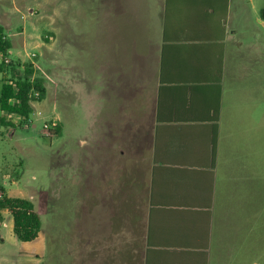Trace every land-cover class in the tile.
<instances>
[{"label": "crops", "instance_id": "crops-1", "mask_svg": "<svg viewBox=\"0 0 264 264\" xmlns=\"http://www.w3.org/2000/svg\"><path fill=\"white\" fill-rule=\"evenodd\" d=\"M255 4L94 0L93 71L75 76L88 34L66 1L64 86L87 93L81 168L98 191L106 178L118 184L116 225L97 230L112 254L131 246L121 264L136 252L141 264H262L264 9Z\"/></svg>", "mask_w": 264, "mask_h": 264}, {"label": "rangeland", "instance_id": "rangeland-1", "mask_svg": "<svg viewBox=\"0 0 264 264\" xmlns=\"http://www.w3.org/2000/svg\"><path fill=\"white\" fill-rule=\"evenodd\" d=\"M66 1L0 0V27L11 43L6 57L8 71L0 73V91L4 81L14 75L25 76L27 68L33 70V79L41 80L46 89L45 99L33 102L34 113L30 119L13 116L15 126L0 129L1 198H23L33 202L42 220L40 240L43 245L39 248V240L19 241L13 230L12 216L4 210L0 213V221H8V226L0 225V236L6 239L3 243L0 238V264H13L1 258L13 259L16 253H21L20 264H113L112 260L114 264H121L124 258L127 260L125 256L131 247L118 251L124 253V258H119L118 253H110L109 239L99 241L98 226L104 224L111 229L116 225L111 221L116 208L112 205L111 189L118 188V184L106 178L105 184L102 183L106 189L98 191L95 180L81 168L82 156L89 151L81 140L83 132L80 129L87 93L82 84H75L71 94L64 86ZM255 1L259 13L264 9V0ZM71 2L69 14L78 20L80 27L86 26L84 37L88 34V42H83L88 47L80 54L84 61L80 58L73 73L82 69L89 75L94 65V58L90 59L94 27L90 26L88 31L87 23L91 24L90 10L94 0ZM124 178L130 179V176L124 174ZM85 199L92 201L87 205ZM98 205H102L108 217L101 224L96 218ZM137 243L141 245L136 237ZM136 245L135 249L139 248ZM26 250H31L29 257L25 256ZM132 261V264H141L138 252L133 253Z\"/></svg>", "mask_w": 264, "mask_h": 264}, {"label": "trees", "instance_id": "trees-1", "mask_svg": "<svg viewBox=\"0 0 264 264\" xmlns=\"http://www.w3.org/2000/svg\"><path fill=\"white\" fill-rule=\"evenodd\" d=\"M11 50V43L0 27V73L8 71L6 57ZM46 89L39 79H33V70L26 69L25 76L4 81L0 91V129L14 127L13 116L23 120L30 119L34 113L33 102L45 99ZM7 210L14 223L17 239L24 243L35 241L42 228V220L33 202L23 198H1L0 211ZM0 220L2 216L0 214Z\"/></svg>", "mask_w": 264, "mask_h": 264}, {"label": "built area", "instance_id": "built-area-1", "mask_svg": "<svg viewBox=\"0 0 264 264\" xmlns=\"http://www.w3.org/2000/svg\"><path fill=\"white\" fill-rule=\"evenodd\" d=\"M1 197H2V196L0 195V198H1ZM3 211H4V210L0 211V213L3 212Z\"/></svg>", "mask_w": 264, "mask_h": 264}]
</instances>
